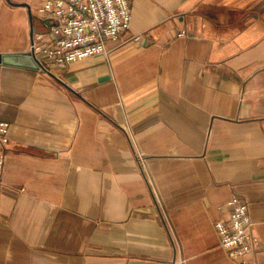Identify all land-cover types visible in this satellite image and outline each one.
<instances>
[{
  "label": "crops",
  "instance_id": "0c3cea01",
  "mask_svg": "<svg viewBox=\"0 0 264 264\" xmlns=\"http://www.w3.org/2000/svg\"><path fill=\"white\" fill-rule=\"evenodd\" d=\"M41 1L0 0V55ZM129 1L107 54L0 63V264H239L214 227L233 196L264 264V0Z\"/></svg>",
  "mask_w": 264,
  "mask_h": 264
},
{
  "label": "built area",
  "instance_id": "2783aa9c",
  "mask_svg": "<svg viewBox=\"0 0 264 264\" xmlns=\"http://www.w3.org/2000/svg\"><path fill=\"white\" fill-rule=\"evenodd\" d=\"M35 14L45 30L31 34L29 51L40 70L52 72L93 55L107 54L121 44L132 8L129 0H42ZM8 130L9 123L0 120V189ZM227 208L224 218L214 224L219 246L239 264H255L258 238L252 231L247 204L233 196Z\"/></svg>",
  "mask_w": 264,
  "mask_h": 264
},
{
  "label": "water",
  "instance_id": "95a60500",
  "mask_svg": "<svg viewBox=\"0 0 264 264\" xmlns=\"http://www.w3.org/2000/svg\"><path fill=\"white\" fill-rule=\"evenodd\" d=\"M0 63L6 66L26 68L31 70H40L39 65L34 60L30 51L19 54L0 55ZM43 71L48 74H51L47 70H43Z\"/></svg>",
  "mask_w": 264,
  "mask_h": 264
}]
</instances>
